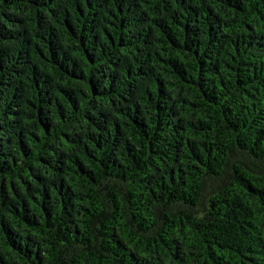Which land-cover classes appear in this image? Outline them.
Segmentation results:
<instances>
[{"label":"trees","instance_id":"1","mask_svg":"<svg viewBox=\"0 0 264 264\" xmlns=\"http://www.w3.org/2000/svg\"><path fill=\"white\" fill-rule=\"evenodd\" d=\"M0 264H264V0H0Z\"/></svg>","mask_w":264,"mask_h":264}]
</instances>
